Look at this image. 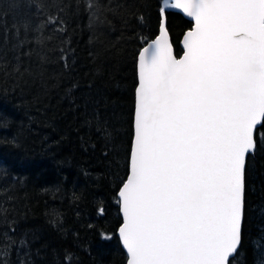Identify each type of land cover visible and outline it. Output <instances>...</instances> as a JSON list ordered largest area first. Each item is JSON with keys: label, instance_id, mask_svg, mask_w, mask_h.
I'll return each mask as SVG.
<instances>
[{"label": "trees", "instance_id": "16d2710c", "mask_svg": "<svg viewBox=\"0 0 264 264\" xmlns=\"http://www.w3.org/2000/svg\"><path fill=\"white\" fill-rule=\"evenodd\" d=\"M89 2L0 0V264L128 261L117 193L138 51L159 34L164 0ZM168 26L181 55L193 22L169 11ZM245 182L231 264H264V140Z\"/></svg>", "mask_w": 264, "mask_h": 264}, {"label": "snow or ice", "instance_id": "6c2138e0", "mask_svg": "<svg viewBox=\"0 0 264 264\" xmlns=\"http://www.w3.org/2000/svg\"><path fill=\"white\" fill-rule=\"evenodd\" d=\"M165 8L194 24L179 58L163 19L138 51L118 235L127 264H231L246 161L264 140V0H164L162 16Z\"/></svg>", "mask_w": 264, "mask_h": 264}, {"label": "water", "instance_id": "95a60500", "mask_svg": "<svg viewBox=\"0 0 264 264\" xmlns=\"http://www.w3.org/2000/svg\"><path fill=\"white\" fill-rule=\"evenodd\" d=\"M170 2H174V0H170ZM163 7H164V2H163ZM169 11L179 12V13L183 14L184 17L187 18L188 20H190V21H192V20H191V18H188L184 13H182L179 9L165 8V11H164V13H163V16H162V14H161V21H162V19L166 21V26H167V30H168V35H169V39H170V42H171L172 47H173L174 55H176L177 58H179L182 54H181V55H178V54H177L176 45H175V43H174L172 33H171V31H170V29H169V26H168V12H169ZM192 22H193V24H194V21H192ZM160 25H161V24H160ZM192 27H193V26H192ZM192 27H191V28H192ZM191 28H190V29H191ZM190 29H187V30L185 31V33L182 35V37H181V39H180V45H181V47L183 46V37H184V35L186 34V32H187L188 30H190ZM156 37H157V36H156ZM156 37H155V38H156ZM155 38H153V39H155ZM153 39H151L150 41H148V43H150ZM146 46H147V44H146L144 47H146ZM256 149H257V148H256ZM255 151H256V150H255ZM247 161H248V159H247ZM247 161H246V167H247ZM245 197H246V182H245ZM121 215H122V214H121ZM244 218H245V203H244V211H243V218H242V225H241V244H242V238H243ZM241 244H240V246H239V249H240V247H241ZM125 251H126V249H125ZM126 252H127V251H126ZM128 259H129V257H128ZM126 264H127V263H126Z\"/></svg>", "mask_w": 264, "mask_h": 264}, {"label": "rangeland", "instance_id": "374dc122", "mask_svg": "<svg viewBox=\"0 0 264 264\" xmlns=\"http://www.w3.org/2000/svg\"><path fill=\"white\" fill-rule=\"evenodd\" d=\"M257 264H259V263H257ZM261 264V263H260Z\"/></svg>", "mask_w": 264, "mask_h": 264}]
</instances>
